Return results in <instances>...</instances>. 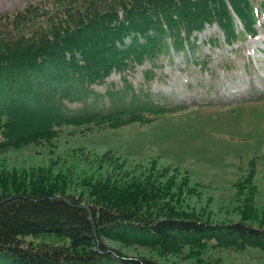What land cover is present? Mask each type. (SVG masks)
<instances>
[{"label": "trees", "instance_id": "16d2710c", "mask_svg": "<svg viewBox=\"0 0 264 264\" xmlns=\"http://www.w3.org/2000/svg\"><path fill=\"white\" fill-rule=\"evenodd\" d=\"M59 3L56 9L42 8V19L30 9L19 12L16 29H23L0 35V152L48 141L66 124L87 131L151 122L182 104H164L150 89L154 67L135 85L128 74L138 64L157 65L162 54L186 44L195 49L199 44L192 36L206 24L217 23L231 44L257 36L258 25L264 30V0ZM113 71L121 73L122 84L100 91L96 85ZM110 154L123 158L112 150L102 158L107 161ZM128 173L114 176L108 170L105 177L83 183L85 177L81 183L87 190L73 194L67 193L68 175L51 166L0 169V264H171L159 257L168 255L187 256L186 264L203 257L204 264H224L213 248H264V207L255 205L252 195L240 220L214 222L184 208L181 193L197 188L178 166L167 164L154 175L126 180ZM252 177L253 172L247 181L254 190ZM28 235L64 239L28 241ZM133 245L159 256L123 249Z\"/></svg>", "mask_w": 264, "mask_h": 264}, {"label": "rangeland", "instance_id": "374dc122", "mask_svg": "<svg viewBox=\"0 0 264 264\" xmlns=\"http://www.w3.org/2000/svg\"><path fill=\"white\" fill-rule=\"evenodd\" d=\"M59 2L0 0V35L8 36L14 30L23 29H16L19 12L30 9L31 14H41L42 19L45 14L42 8L56 9ZM235 22L243 27L241 22ZM218 31L216 26H208L202 33L195 32L200 44L196 51L187 48L175 52L173 59L166 57L164 66L162 56L157 65L147 60L137 66L133 74H128L139 86L145 70L154 67L158 76L151 84L158 96L166 94L174 101L185 97V105L162 111L147 123L133 121L87 131L82 130L81 124L63 125L59 134L48 141L24 143L1 151L0 169L51 166L54 172L68 175L67 193L76 194L87 190L83 185L85 181H97L105 177L108 170L119 176L122 170L129 169L127 180L154 175L164 165L173 164L179 167L181 174H188L189 185L197 188L194 192L181 193L186 209H194L214 222H231L242 218L241 209L250 195L255 205L264 207V33L241 44L229 45L224 39L221 44H211L209 37ZM199 58L209 59L210 67L203 68L196 61ZM225 62L233 66H225ZM211 78L218 91L198 85L201 80L209 83ZM120 84L121 74L115 73L97 88L104 91ZM252 84L258 88L251 87ZM260 90L262 95H258ZM235 93L242 94L231 99L225 95ZM108 150L123 158L110 154L106 161L102 155ZM123 159L126 162L120 165ZM251 172L254 190L247 181ZM168 176L160 179L166 180ZM85 177L88 178L83 181ZM63 239L56 235L26 237L28 241L56 243ZM107 241L119 246L117 242ZM123 249L132 254L159 256L156 250L140 245ZM212 252L221 254L224 264H264V248L258 246L243 250L213 248ZM159 257L169 263H176L174 260L182 261L176 264L190 262L187 256ZM203 260L205 257L192 259L196 264H204Z\"/></svg>", "mask_w": 264, "mask_h": 264}, {"label": "bare ground", "instance_id": "6f19581e", "mask_svg": "<svg viewBox=\"0 0 264 264\" xmlns=\"http://www.w3.org/2000/svg\"><path fill=\"white\" fill-rule=\"evenodd\" d=\"M206 25H208V24H206Z\"/></svg>", "mask_w": 264, "mask_h": 264}]
</instances>
